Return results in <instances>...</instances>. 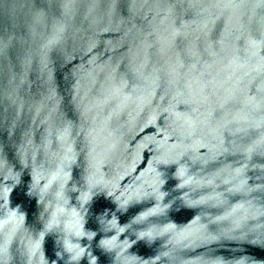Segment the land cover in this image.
<instances>
[{"label":"water","instance_id":"95a60500","mask_svg":"<svg viewBox=\"0 0 264 264\" xmlns=\"http://www.w3.org/2000/svg\"><path fill=\"white\" fill-rule=\"evenodd\" d=\"M92 257L264 264V0H0V264Z\"/></svg>","mask_w":264,"mask_h":264},{"label":"clouds","instance_id":"9594fccd","mask_svg":"<svg viewBox=\"0 0 264 264\" xmlns=\"http://www.w3.org/2000/svg\"><path fill=\"white\" fill-rule=\"evenodd\" d=\"M58 223H59V221L57 220L56 216L54 215L52 217L51 221L47 224L45 230L46 231L51 230ZM65 227H66L67 231L74 233L76 236H82L83 235L81 230H73L70 222L68 224H66ZM123 231H124V229L120 228V232H123ZM43 235H44V233H42V236ZM139 237L140 238H149V239H155L156 238V237L151 236L150 231L141 232L139 234ZM109 243L110 242L108 240H105V241H103V246L107 250L112 251L113 249L109 246ZM64 248H65V251L69 254L71 261H79L85 253L84 247H81L79 244L72 243L70 240H67V239L64 242ZM165 255H167V254L165 253ZM90 264H96V258L95 257L91 258Z\"/></svg>","mask_w":264,"mask_h":264}]
</instances>
